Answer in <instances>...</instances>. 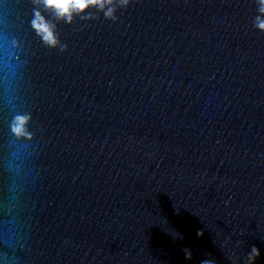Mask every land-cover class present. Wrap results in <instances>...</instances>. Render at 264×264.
I'll return each mask as SVG.
<instances>
[{
  "label": "water",
  "instance_id": "95a60500",
  "mask_svg": "<svg viewBox=\"0 0 264 264\" xmlns=\"http://www.w3.org/2000/svg\"><path fill=\"white\" fill-rule=\"evenodd\" d=\"M256 15L253 0H130L65 24L0 0V264H248L253 246L264 264Z\"/></svg>",
  "mask_w": 264,
  "mask_h": 264
},
{
  "label": "clouds",
  "instance_id": "9594fccd",
  "mask_svg": "<svg viewBox=\"0 0 264 264\" xmlns=\"http://www.w3.org/2000/svg\"><path fill=\"white\" fill-rule=\"evenodd\" d=\"M37 2L57 21H62L65 24L72 23L76 18L81 20L94 19L100 13L105 19L114 21L116 10L124 9L130 4V0H37ZM253 3L257 13L253 20V27L264 33V0H253ZM33 25V30L46 47L64 50L65 46L60 43L55 26L44 19L39 11L34 13ZM27 119V117H18L13 125V131L20 132L21 126L27 123ZM185 255L186 258H190L191 254L186 251ZM258 255V249L253 246L247 256L248 264H253ZM201 264H214V262L204 260Z\"/></svg>",
  "mask_w": 264,
  "mask_h": 264
}]
</instances>
